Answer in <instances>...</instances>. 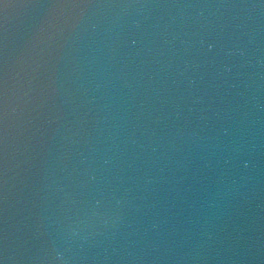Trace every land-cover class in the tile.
Masks as SVG:
<instances>
[{
	"label": "water",
	"instance_id": "obj_1",
	"mask_svg": "<svg viewBox=\"0 0 264 264\" xmlns=\"http://www.w3.org/2000/svg\"><path fill=\"white\" fill-rule=\"evenodd\" d=\"M0 264H264V0H0Z\"/></svg>",
	"mask_w": 264,
	"mask_h": 264
},
{
	"label": "snow or ice",
	"instance_id": "obj_2",
	"mask_svg": "<svg viewBox=\"0 0 264 264\" xmlns=\"http://www.w3.org/2000/svg\"><path fill=\"white\" fill-rule=\"evenodd\" d=\"M4 88L3 84L0 83V145L4 143V132H5V120H6V112L4 108Z\"/></svg>",
	"mask_w": 264,
	"mask_h": 264
},
{
	"label": "clouds",
	"instance_id": "obj_3",
	"mask_svg": "<svg viewBox=\"0 0 264 264\" xmlns=\"http://www.w3.org/2000/svg\"><path fill=\"white\" fill-rule=\"evenodd\" d=\"M55 260L57 264H63V253L61 251H56Z\"/></svg>",
	"mask_w": 264,
	"mask_h": 264
}]
</instances>
